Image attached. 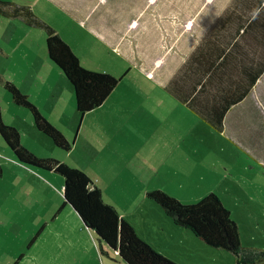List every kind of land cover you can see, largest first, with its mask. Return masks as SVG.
<instances>
[{
  "label": "crops",
  "instance_id": "1",
  "mask_svg": "<svg viewBox=\"0 0 264 264\" xmlns=\"http://www.w3.org/2000/svg\"><path fill=\"white\" fill-rule=\"evenodd\" d=\"M7 1L27 5L83 66L120 76L101 106L84 112L73 130L69 121L60 122L62 114H53L73 104L68 94L53 87L39 99L46 118L72 139L69 149L50 155L82 169L104 201L115 206L105 199L104 189L133 177L140 163L157 160L177 168L191 157L189 152L204 166L201 177L222 179L208 191L220 195V186L232 192L264 190V0ZM3 18L0 24L30 39L31 46L45 43L42 27L20 16ZM1 35L0 57L6 64L0 62V75L29 94L7 74L11 59ZM159 97L165 101L157 103ZM90 114L99 118L84 123ZM0 165V240L10 236L21 245L27 242L0 264H18L24 257L21 264L100 263L99 250H105L61 201L58 172L18 161L5 144H0ZM22 189H27L23 197ZM39 193L53 198L43 220ZM115 208L135 229L124 210ZM29 211L35 214L31 221ZM46 228L52 236L42 239Z\"/></svg>",
  "mask_w": 264,
  "mask_h": 264
},
{
  "label": "rangeland",
  "instance_id": "2",
  "mask_svg": "<svg viewBox=\"0 0 264 264\" xmlns=\"http://www.w3.org/2000/svg\"><path fill=\"white\" fill-rule=\"evenodd\" d=\"M192 4H196V2ZM3 16L0 14V20L4 19ZM3 26L0 24V32L3 38L1 39V45L8 50L10 54L8 58L11 59L8 61L9 72L7 74L13 76V79L29 92V94L26 93L28 99L38 107L45 117L44 108H39L40 100H44L43 97L48 96L53 87L54 90L59 88L63 93L68 94V99L72 100L73 104L70 103L71 106H69L68 103H65L62 108L64 114L60 110L54 111L53 114L55 117L62 114L60 122L67 123L69 121L70 130L71 127L72 130L76 128L81 121L82 114L79 113L74 104L72 85L60 68L48 58L45 43L42 47H39V45L31 46L33 42H30V39H24L20 34H12L7 31L8 25L3 24ZM13 47L15 48L13 49ZM28 56L30 58H27ZM0 62L6 64L2 57H0ZM0 68L3 70L2 67ZM164 101L163 97L156 100L157 103H163ZM134 104L135 101L132 102V106ZM100 106L98 105V107ZM48 110L50 111V109ZM0 111L2 120L18 129L20 143L35 155L54 157L50 154H54L55 150L62 149L56 146L48 135L35 127L30 110L25 106L14 103L10 93L2 84H0ZM71 111H73L74 116H71ZM98 118L95 117V114H90L84 119V123L90 120L95 122ZM128 125L129 129L127 131L132 134L134 130L130 127L131 120ZM68 140L72 144V139ZM0 144L6 145L1 135ZM188 154L191 157L180 163L177 168L173 164L157 160L140 163L138 165L139 172L134 173L133 177L120 179L119 186H115V184L109 185V187L106 186L104 197L107 201L115 202V207L119 206L124 210L126 217L132 222L138 232L136 233L142 239L155 250L178 264H240L235 261V256L230 251L206 244L189 229L174 223L171 216L164 211L159 203L145 195L148 190L159 188L175 196L181 202H195L208 192L211 184L222 180L201 177V170L205 171L204 166L194 157V153L189 152ZM55 175L58 176L59 183L61 181L62 184V176L58 173H55ZM221 188L222 186L218 187L217 190H219L223 202L229 208L231 217L238 225L241 245L247 248L264 249V190L256 192L243 188L240 191L232 192V188ZM146 189L148 190L146 191ZM55 191L56 189H54ZM26 192L27 189L21 190L22 197ZM60 199L61 201L63 199L61 194ZM46 203L53 204L52 195L50 194V198L47 199L45 194L39 193V204H41L39 219L41 220L48 215L44 210ZM12 208L13 206L10 207V209ZM31 212H28V221L33 220L35 217V214L30 215ZM28 225L29 230H31L33 227L30 223ZM34 233L35 231L32 229L31 235ZM51 236V231L47 228L40 234L42 239L46 237L49 239ZM0 243V247H2L0 261L3 258L8 259L9 257L6 256L11 255L15 249L21 251L22 246L25 248L27 246V242L21 245L19 239L10 236L6 237V240H0ZM100 244L105 252L99 250V264H127L117 255L115 250L97 240L98 247H100ZM32 249H36V247L32 246ZM24 252H26V249ZM24 259L25 257L18 264H21ZM3 261L1 262L3 263Z\"/></svg>",
  "mask_w": 264,
  "mask_h": 264
},
{
  "label": "trees",
  "instance_id": "3",
  "mask_svg": "<svg viewBox=\"0 0 264 264\" xmlns=\"http://www.w3.org/2000/svg\"><path fill=\"white\" fill-rule=\"evenodd\" d=\"M0 14L7 17L20 16L28 25L42 27L45 30L47 56L60 68L72 85L75 106L79 113L83 114L101 104L118 83L120 76L83 66L67 43L27 5L0 0ZM0 82L10 93L14 103L30 110L33 123L38 130L48 135L56 146L64 150L71 147V142L60 129L40 112L24 92L10 80H3L1 75ZM0 135L18 161L54 170L62 176L63 204H69L83 224L95 233L98 242H103L115 250L127 264H178L142 239L115 206L104 201L101 190L92 185L91 179L82 169L54 157L37 156L24 147L20 143L18 129L2 120L1 111ZM1 170L0 165V174ZM145 195L159 203L174 223L189 229L206 244L233 253L237 263L264 262V249L241 245L238 225L218 193L208 191L197 201L188 203L181 202L159 188L148 190Z\"/></svg>",
  "mask_w": 264,
  "mask_h": 264
}]
</instances>
